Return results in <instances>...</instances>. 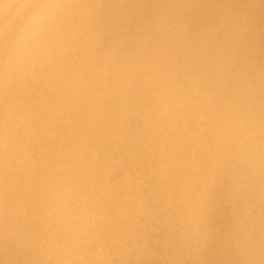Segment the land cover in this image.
<instances>
[{"label":"bare ground","instance_id":"obj_1","mask_svg":"<svg viewBox=\"0 0 264 264\" xmlns=\"http://www.w3.org/2000/svg\"><path fill=\"white\" fill-rule=\"evenodd\" d=\"M0 264H264V0H0Z\"/></svg>","mask_w":264,"mask_h":264}]
</instances>
